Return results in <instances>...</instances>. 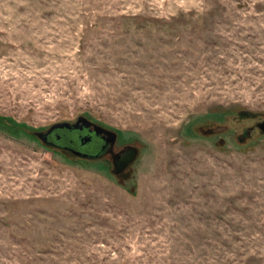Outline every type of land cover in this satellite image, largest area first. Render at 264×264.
<instances>
[{
  "label": "rangeland",
  "instance_id": "obj_1",
  "mask_svg": "<svg viewBox=\"0 0 264 264\" xmlns=\"http://www.w3.org/2000/svg\"><path fill=\"white\" fill-rule=\"evenodd\" d=\"M262 121L264 0H0V264H264Z\"/></svg>",
  "mask_w": 264,
  "mask_h": 264
},
{
  "label": "water",
  "instance_id": "obj_2",
  "mask_svg": "<svg viewBox=\"0 0 264 264\" xmlns=\"http://www.w3.org/2000/svg\"><path fill=\"white\" fill-rule=\"evenodd\" d=\"M93 126V129H90V126ZM83 127L85 128H88V131L89 132H93V134H95V136H98L100 135L101 136V139L103 140V144L101 145V150L104 149V147L106 145H109V148L110 150H112V146L113 144L115 143L116 139H117V133H115L113 130H109V129H106L104 128L103 126L101 125H97L96 123L88 120L86 117H78L76 119L75 122H55V124H52L49 128H47L46 130H41V131H35L33 134L35 136H37L40 140H42L44 143L50 145V146H53V147H58V148H63V146L65 145V142L62 141V144H58V141H55L54 143L50 142L48 140V135L51 134L53 131H55V129H66L67 131H69V129H83ZM257 127L261 130V131H264V121L262 122H259L257 124ZM212 130L214 131H222L224 130L223 127H216V128H213ZM253 131V128L251 129H248L246 134L247 135H250L251 132ZM91 140V137L87 136V135H84L83 137L80 138L79 142L81 145H84L85 143L89 142ZM128 147V151H127V155L125 156V167L128 166V164H130L132 162V160L137 156L138 154V148L137 147H134V146H130V145H127ZM70 151L77 155V156H80V157H96L98 156V154L96 155H90L89 153H82L79 149H76L74 147H72V145L70 144ZM128 175H129V172L128 173H123L121 174V176L123 178H128Z\"/></svg>",
  "mask_w": 264,
  "mask_h": 264
},
{
  "label": "flooded vegetation",
  "instance_id": "obj_3",
  "mask_svg": "<svg viewBox=\"0 0 264 264\" xmlns=\"http://www.w3.org/2000/svg\"><path fill=\"white\" fill-rule=\"evenodd\" d=\"M90 129H93L92 125L90 126ZM59 130H66V129H55V131H53L51 134L48 135L49 136L48 140L52 143H54L55 141H58V144H61V145H63L62 141H65L66 142L65 145L63 146V148H60V149H63L67 153H70L71 151L68 148H70V144L73 141V139L65 140V135L63 133H60ZM69 131L76 132V134H75L76 140H78V141L84 135L91 137V140L85 144H89V143L95 141L97 150L92 152V153H89V154L90 155L98 154V156H96L94 158H98L101 155H109L111 162H112V165H113V171L115 173L120 174V176H121V174H123L122 171H125L128 168L129 164H128V166L125 167V161H124L125 156L127 155L128 147L116 150L113 148V146H114V144H113V146L111 147L112 150H110L109 145H106L104 147V149L101 150L100 147L103 144V140L101 139L100 135L95 136V134H93V132H89L88 128H85V127H83V129L72 128V129H69ZM84 145H81V146H84ZM89 158H92V157H89Z\"/></svg>",
  "mask_w": 264,
  "mask_h": 264
},
{
  "label": "trees",
  "instance_id": "obj_4",
  "mask_svg": "<svg viewBox=\"0 0 264 264\" xmlns=\"http://www.w3.org/2000/svg\"><path fill=\"white\" fill-rule=\"evenodd\" d=\"M53 147V146H52ZM56 148V147H55Z\"/></svg>",
  "mask_w": 264,
  "mask_h": 264
}]
</instances>
